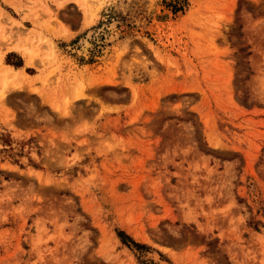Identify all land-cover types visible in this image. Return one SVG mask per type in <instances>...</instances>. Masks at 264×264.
<instances>
[{"label": "rangeland", "instance_id": "1", "mask_svg": "<svg viewBox=\"0 0 264 264\" xmlns=\"http://www.w3.org/2000/svg\"><path fill=\"white\" fill-rule=\"evenodd\" d=\"M0 1V264H264V0Z\"/></svg>", "mask_w": 264, "mask_h": 264}, {"label": "crops", "instance_id": "2", "mask_svg": "<svg viewBox=\"0 0 264 264\" xmlns=\"http://www.w3.org/2000/svg\"><path fill=\"white\" fill-rule=\"evenodd\" d=\"M17 1L22 2V0H10L9 2H5V5L9 6L11 8L12 4L15 5L16 3H18ZM70 3H72V0H65V4H70ZM0 10H3L5 13H7V15H9V13L6 11V9H4L1 6V3H0ZM9 16H10V18H14L11 15H9ZM3 21L8 22L6 19H4ZM5 26H6L5 31H4L5 38L4 39L0 38V49L2 50L1 59L4 62V57H5V54H7V53L17 54L20 57L21 65L18 67H13L12 65H10V66H12L13 68H21L22 67V70L25 72V69H24L25 67H33V66L24 65V59L21 55L22 47L25 46L27 48L34 50V51H37V50L41 51L40 53H42L44 51V46L46 44L38 41V38H39L40 33L41 34H45V33H43V31L41 29L39 30V28H37V27L28 26V27H25V29H26L25 33L26 34H21L20 32L17 33L11 24L6 23ZM28 29H32L33 32L32 33L28 32L27 31ZM25 35H27V36H25ZM31 37L33 39L30 40ZM28 51L31 52L29 49H27L25 52H28ZM25 52H24V56L26 54ZM25 58H27V57L25 56ZM26 63H27V61H26ZM34 74H36V73H31V74L27 73V75L29 77L34 75Z\"/></svg>", "mask_w": 264, "mask_h": 264}, {"label": "trees", "instance_id": "3", "mask_svg": "<svg viewBox=\"0 0 264 264\" xmlns=\"http://www.w3.org/2000/svg\"><path fill=\"white\" fill-rule=\"evenodd\" d=\"M10 55H12V54L10 53V54H7L5 56L4 62L9 64V65H12L13 67L20 66L21 65L20 58L16 57V60H10V58H9ZM116 236L119 239V241L121 242V244L127 246L128 248H134V249L140 250V251L146 250L148 248L145 244L134 241L131 237H129L127 234H125L122 230H117ZM138 263L139 264H154L151 261L146 262L144 260H138Z\"/></svg>", "mask_w": 264, "mask_h": 264}, {"label": "bare ground", "instance_id": "4", "mask_svg": "<svg viewBox=\"0 0 264 264\" xmlns=\"http://www.w3.org/2000/svg\"><path fill=\"white\" fill-rule=\"evenodd\" d=\"M2 12H3V11H2ZM3 17H4V16H3ZM87 49H88V47H87L86 44L82 46V51H83V52H86ZM24 51H25V50H24ZM25 56L27 57V58H26L27 64H33V61H34V60H33V59H34L33 54H32L31 52L28 51V52H26ZM1 65H2V64H1ZM5 66H6V70H7V68H8V70L11 69V67H8L7 65H5ZM4 70H5V69H4ZM6 72H7V71H6ZM13 72H14V74H15V73L18 72V70H14ZM11 73H12V72H11ZM2 74H3V73H2ZM5 74H6V73H4V75H3V76H4V79H5ZM6 75H7L6 77H8V74H6ZM13 76H14V75H13ZM77 93H78V90L75 91V94H76V95H77ZM78 95H79V93H78Z\"/></svg>", "mask_w": 264, "mask_h": 264}]
</instances>
